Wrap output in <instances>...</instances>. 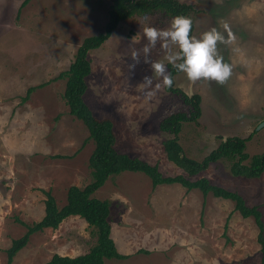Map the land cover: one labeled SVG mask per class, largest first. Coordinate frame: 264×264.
<instances>
[{"label": "rangeland", "instance_id": "rangeland-1", "mask_svg": "<svg viewBox=\"0 0 264 264\" xmlns=\"http://www.w3.org/2000/svg\"><path fill=\"white\" fill-rule=\"evenodd\" d=\"M177 1L192 8V35L213 27L223 32L224 20L237 38L218 45L233 68L225 84L192 83L183 73L173 77L174 89L200 97L199 119L183 123L178 135L184 155L201 162L229 137H248L245 153L262 154L264 128H257L264 121V0ZM110 6V0H0V264H6L11 242L26 232L20 222L31 225L43 217L44 192L61 208L70 186L90 182L93 144L86 141L83 124L69 115L62 99L65 80L57 77L83 39L104 32ZM170 22L164 13L141 11L120 21L87 56L90 74L83 96L97 119L112 122L115 149L157 166L164 177L184 173L166 159L162 142L170 137L159 124L191 108L179 94L155 88L161 79L143 62L142 51L135 70L128 65L133 49L147 43L143 28L164 29ZM165 55L158 43L150 59ZM144 76H152V88L140 86ZM39 85L23 102L26 90ZM146 91L154 92L150 100ZM195 178L238 193L246 206L258 208L264 225V174L254 180L233 177L226 162H216ZM93 196L109 201L110 238L117 252L128 256L106 264H262L253 218H242L232 201L177 184L153 188L137 172L113 176ZM95 242L93 227L68 217L56 230L31 235L11 264L81 256Z\"/></svg>", "mask_w": 264, "mask_h": 264}, {"label": "trees", "instance_id": "trees-1", "mask_svg": "<svg viewBox=\"0 0 264 264\" xmlns=\"http://www.w3.org/2000/svg\"><path fill=\"white\" fill-rule=\"evenodd\" d=\"M110 1L111 6L108 10V21L104 32L83 39L68 69L57 77L65 80L62 99L68 108L69 115L83 124L88 132L86 141H91L93 144V150L88 158L90 182L82 188L70 186L66 193V203L61 208L56 206L50 192H44L43 217L31 225L20 222L26 228V232L21 238L13 240L10 247L5 251L6 264H11L13 257L26 246L31 235L46 229L56 230L68 217H78L89 227H93L96 242L84 255L77 257L53 255L45 264H106L105 260L120 261L127 259L128 256L117 252L110 238L109 201L99 200L93 196L108 179L124 172H137L145 175L153 188L177 184L186 191L198 190L204 197L210 194L214 198L232 201L234 211L238 212L242 218H253L257 228V242L260 244L262 264H264V225L258 208L246 206L242 197L236 192L212 185L206 178H195L216 162H226L233 177L248 180L260 178L264 174V152L249 157L245 153L246 143L249 141L248 137L244 139L229 137L225 141H221L201 162L186 157L178 143V135L183 123H196L199 119L200 97L198 95L187 97L179 90L174 89L173 86L165 88L167 92L179 94L184 103L189 105L191 109L189 114L173 113L159 124V131L170 137L162 142L166 159L184 173V175L164 177L157 166L119 153L115 149L112 122L109 119H97L85 104L83 96L87 90L86 78L90 74V62L87 56L89 52L100 48L120 21L131 16L135 11L143 13L161 12L172 20L177 15L189 16L192 9L190 5L180 3L177 0ZM26 3L24 2L21 6ZM168 67L172 77L180 73L172 65ZM42 86L28 88L22 101L25 102L36 89Z\"/></svg>", "mask_w": 264, "mask_h": 264}, {"label": "clouds", "instance_id": "clouds-1", "mask_svg": "<svg viewBox=\"0 0 264 264\" xmlns=\"http://www.w3.org/2000/svg\"><path fill=\"white\" fill-rule=\"evenodd\" d=\"M220 25L223 32L213 27L203 32L199 37L192 35L193 20L186 15L175 16L170 25L164 29L145 26L143 36L147 43L142 50L133 49L132 63L128 65L129 71H134L141 62L142 51L143 62L149 64L151 72L161 79V83L155 85L156 89L171 88L174 83L165 61L178 72L183 73L192 83L209 80L221 85L225 84L231 78L233 68L231 64L224 61V57L218 50V45L234 44L237 38L227 21H220ZM158 43L166 55L163 60L152 61L150 59L151 51ZM140 86L145 89L152 88V76H144ZM153 95L152 91L145 93L149 100Z\"/></svg>", "mask_w": 264, "mask_h": 264}, {"label": "water", "instance_id": "water-1", "mask_svg": "<svg viewBox=\"0 0 264 264\" xmlns=\"http://www.w3.org/2000/svg\"><path fill=\"white\" fill-rule=\"evenodd\" d=\"M262 128H264V121H262V122L259 124L257 130L262 129Z\"/></svg>", "mask_w": 264, "mask_h": 264}, {"label": "crops", "instance_id": "crops-1", "mask_svg": "<svg viewBox=\"0 0 264 264\" xmlns=\"http://www.w3.org/2000/svg\"><path fill=\"white\" fill-rule=\"evenodd\" d=\"M120 254V253H119ZM123 255V254H122Z\"/></svg>", "mask_w": 264, "mask_h": 264}]
</instances>
